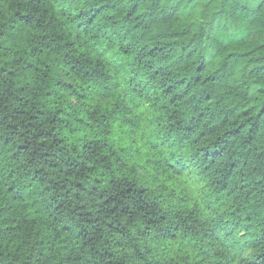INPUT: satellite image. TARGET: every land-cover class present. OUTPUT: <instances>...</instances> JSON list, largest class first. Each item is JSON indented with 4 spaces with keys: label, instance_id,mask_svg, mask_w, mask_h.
Returning <instances> with one entry per match:
<instances>
[{
    "label": "clouds",
    "instance_id": "clouds-1",
    "mask_svg": "<svg viewBox=\"0 0 264 264\" xmlns=\"http://www.w3.org/2000/svg\"><path fill=\"white\" fill-rule=\"evenodd\" d=\"M257 60L264 0H0V264H257L264 175L235 167L264 154ZM135 192L161 223L241 209L239 226L206 257L155 239ZM117 200L135 217L80 218Z\"/></svg>",
    "mask_w": 264,
    "mask_h": 264
},
{
    "label": "trees",
    "instance_id": "trees-1",
    "mask_svg": "<svg viewBox=\"0 0 264 264\" xmlns=\"http://www.w3.org/2000/svg\"><path fill=\"white\" fill-rule=\"evenodd\" d=\"M102 11V9L97 10V14ZM19 16V13H17ZM25 22H31V18L28 17H20ZM94 19V17H93ZM88 24L92 23V20L87 21ZM158 55V53H157ZM144 57H153L152 51L144 52ZM67 59V58H66ZM256 67L253 68H245L247 75L250 79H253L255 82L264 81V61L257 60L255 62ZM72 64L76 70H79V65L72 61ZM149 65H146L148 67ZM12 75V74H9ZM86 77L89 80H94L98 78V74L95 72L85 73ZM258 95L264 94V89H259L257 92ZM6 111V109H5ZM17 115L20 113L17 112ZM248 113H241L238 119L242 120L245 116H248ZM6 119V117H5ZM247 123H253V118H250ZM0 123H3V120H0ZM261 124H264V121H261ZM255 127V124H253ZM241 128H243V124H241ZM16 132L15 128H12V133ZM192 129H188L184 135H190ZM237 130L234 129V134L228 137V150H231L232 145L235 144L236 140L239 139V136L242 135V132L236 134ZM3 140L5 144L10 142L12 136L0 138ZM224 148V143H218L214 145L212 148L207 149L202 156L203 160L214 162L216 159L222 158L223 154L222 149ZM254 170L257 171L260 175H264V154H260L254 158L249 157L248 155H244L239 161L235 162V167L240 171H246L248 168L253 167ZM76 188H80L79 185L75 186ZM11 191V189H10ZM142 193L135 192L132 194L131 202L132 205L139 209V212L142 213L141 218L143 221L150 226L152 229V235L155 239L158 240H176L177 236L180 233H183V239L187 240L190 244L201 245V254L204 256H208L211 254L212 249L215 245L223 244L230 236L238 228V224L236 220L237 212H240L241 209H237L236 212L227 211L219 215H213L206 219H201L196 215H189L186 220H182L179 225L166 224L161 223L160 210L159 206L154 204L152 201L147 198L142 199ZM117 199L116 197H112L109 201ZM121 201L117 200L116 207L109 210L106 207H101L99 212L97 213L96 218L90 219L89 215H82L80 218L85 220L90 224H96L97 228L94 232L99 231V227L103 224V221L100 219L101 216H111L113 213H116L119 210V214L129 217L130 219L135 217L137 213L131 211L128 206L120 207ZM63 209V204L58 205L54 211L57 213H61ZM77 211H80L77 209ZM109 228H112V225H108ZM65 231H69V228H65ZM115 230V229H113ZM147 234V233H146ZM81 237L86 238L89 234L86 231H82L80 233ZM90 242V241H89ZM139 255V253H138ZM143 258V257H141ZM257 264H264V256L257 258Z\"/></svg>",
    "mask_w": 264,
    "mask_h": 264
}]
</instances>
